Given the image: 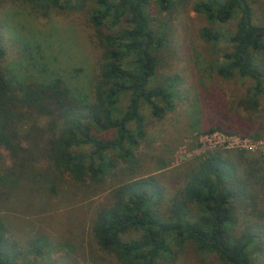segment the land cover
<instances>
[{
	"label": "trees",
	"instance_id": "trees-1",
	"mask_svg": "<svg viewBox=\"0 0 264 264\" xmlns=\"http://www.w3.org/2000/svg\"><path fill=\"white\" fill-rule=\"evenodd\" d=\"M23 1L31 6L44 1L46 11L64 8L58 0ZM91 1V25L111 33L98 39L100 58L90 96L75 94L60 78L43 81L13 73L2 64L0 33V196L7 201L23 177L43 190L48 201L59 193L60 177L71 186L103 184L120 162L132 163L145 137L141 104L156 119L173 109V84L167 80L150 86L159 63L155 52L167 41L166 34L150 23V0ZM177 1L155 0L161 12ZM193 10L208 24L200 36L212 44L222 39L213 25L239 12L236 31L228 39L231 49L224 52L216 73L225 80L235 75L250 79L254 85L240 105L257 112L264 96V25L253 23L248 0H197ZM82 147L88 151L75 150ZM181 176L165 216L158 209L166 190L155 177L111 189L92 214L91 233L98 247L119 264L172 263L186 243L214 254L223 264H257L251 252L264 221V159L243 149L212 151L198 157ZM192 206L200 212L194 218ZM252 216L256 223L245 224L235 234L239 221ZM11 227L0 218V264H22L24 248L13 238ZM132 234L138 237L124 239ZM40 241L41 237L27 241L26 253L43 254Z\"/></svg>",
	"mask_w": 264,
	"mask_h": 264
},
{
	"label": "rangeland",
	"instance_id": "rangeland-1",
	"mask_svg": "<svg viewBox=\"0 0 264 264\" xmlns=\"http://www.w3.org/2000/svg\"><path fill=\"white\" fill-rule=\"evenodd\" d=\"M196 1L179 0L168 12H161L155 0L147 5L153 29L162 30L167 38L155 52L159 63L150 86L163 85L168 80L177 96L173 109L161 119L153 117L150 108L141 104L145 137L133 152L131 164L120 162L114 176L98 186H71L60 177L56 181L59 193L49 198L51 202L43 190L30 186L24 177L18 179L17 191L11 193L9 201L0 196V218L12 226L13 238L24 248L22 264H119L98 247L90 227L92 214L111 189L127 181L155 177L166 190L158 209L165 216L168 199L182 184L181 173L198 157L212 151L243 149L264 159V96L257 112L247 111L240 102L254 83L237 75L225 80L216 73L224 52L231 49L228 39L236 31L239 12L228 22L213 25L222 39L217 44L206 43L200 30L208 24L193 10ZM58 2L64 6L62 10L46 11L44 1L38 6L23 0L0 4V33L5 50L2 64L22 78H60L75 94L90 96L100 58L98 39L111 31H97L91 25V0ZM248 3L253 23L264 25V0ZM126 99L122 100L123 108ZM103 136L109 138L110 134ZM75 150L88 151L85 147ZM191 213L192 218L200 214L195 206ZM252 218L239 221L235 234L245 224L256 223ZM260 224L262 233L251 254L257 264H264V221ZM37 237H41L43 254L26 253L25 243ZM137 237L132 234L124 239ZM170 245L177 249L175 244ZM179 249L174 262L159 260L157 264H223L214 254L197 251L192 243Z\"/></svg>",
	"mask_w": 264,
	"mask_h": 264
}]
</instances>
